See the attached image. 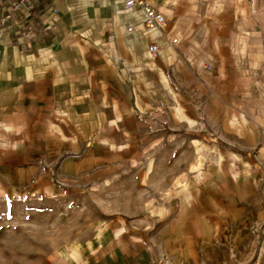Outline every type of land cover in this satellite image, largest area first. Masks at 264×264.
<instances>
[{
    "label": "crops",
    "instance_id": "0c3cea01",
    "mask_svg": "<svg viewBox=\"0 0 264 264\" xmlns=\"http://www.w3.org/2000/svg\"><path fill=\"white\" fill-rule=\"evenodd\" d=\"M145 1L164 16L157 29L121 0H52L48 43L41 32L0 38V169L11 189L36 182L46 158L77 175L128 156L147 104L203 107L264 136V1Z\"/></svg>",
    "mask_w": 264,
    "mask_h": 264
},
{
    "label": "rangeland",
    "instance_id": "374dc122",
    "mask_svg": "<svg viewBox=\"0 0 264 264\" xmlns=\"http://www.w3.org/2000/svg\"><path fill=\"white\" fill-rule=\"evenodd\" d=\"M51 2L0 0V38L48 43ZM145 108L128 156L77 175L46 158L17 189L0 169V264H264V136Z\"/></svg>",
    "mask_w": 264,
    "mask_h": 264
},
{
    "label": "built area",
    "instance_id": "2783aa9c",
    "mask_svg": "<svg viewBox=\"0 0 264 264\" xmlns=\"http://www.w3.org/2000/svg\"><path fill=\"white\" fill-rule=\"evenodd\" d=\"M126 9H134L138 8L143 12V25L147 30H154L159 28L162 24H164L165 19L164 16L158 12L154 7H152L145 0H121ZM130 31V30H129ZM159 51V47L155 44H150L148 48L149 54H157Z\"/></svg>",
    "mask_w": 264,
    "mask_h": 264
}]
</instances>
